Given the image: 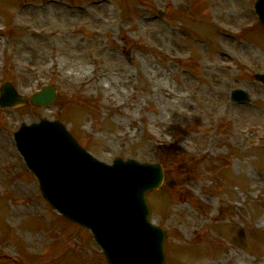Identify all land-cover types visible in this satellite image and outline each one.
<instances>
[{
    "label": "rangeland",
    "instance_id": "374dc122",
    "mask_svg": "<svg viewBox=\"0 0 264 264\" xmlns=\"http://www.w3.org/2000/svg\"><path fill=\"white\" fill-rule=\"evenodd\" d=\"M255 1L0 0V85L58 92L50 105L0 108V264H108L92 232L46 201L16 148L14 131L43 116L107 162L162 164L147 197L167 230L165 264H264ZM236 88L249 99L233 100ZM70 243L84 261L68 257Z\"/></svg>",
    "mask_w": 264,
    "mask_h": 264
},
{
    "label": "water",
    "instance_id": "95a60500",
    "mask_svg": "<svg viewBox=\"0 0 264 264\" xmlns=\"http://www.w3.org/2000/svg\"><path fill=\"white\" fill-rule=\"evenodd\" d=\"M256 9L264 23V0L257 1ZM257 78L264 81L263 74ZM55 97L54 88L47 86L31 98L35 104H48ZM232 98H241V91H233ZM18 102L23 97L7 83L0 105ZM15 138L46 198L93 230L110 264H164L166 232L151 222L146 198L163 181L160 164L121 158L107 164L88 153L59 121L22 124Z\"/></svg>",
    "mask_w": 264,
    "mask_h": 264
},
{
    "label": "bare ground",
    "instance_id": "6f19581e",
    "mask_svg": "<svg viewBox=\"0 0 264 264\" xmlns=\"http://www.w3.org/2000/svg\"><path fill=\"white\" fill-rule=\"evenodd\" d=\"M100 4H102V5H103L104 3H100Z\"/></svg>",
    "mask_w": 264,
    "mask_h": 264
}]
</instances>
